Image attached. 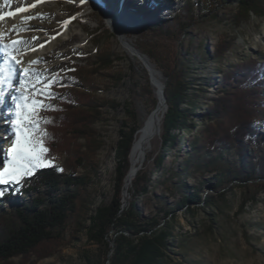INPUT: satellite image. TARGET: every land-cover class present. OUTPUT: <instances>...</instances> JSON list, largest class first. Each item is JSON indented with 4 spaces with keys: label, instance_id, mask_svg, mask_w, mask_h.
<instances>
[{
    "label": "rangeland",
    "instance_id": "rangeland-1",
    "mask_svg": "<svg viewBox=\"0 0 264 264\" xmlns=\"http://www.w3.org/2000/svg\"><path fill=\"white\" fill-rule=\"evenodd\" d=\"M101 1L119 15L115 25L123 32V39L133 42L148 57L162 73L164 83L165 76L159 66L174 64L183 74L187 86V98L182 105L189 114L186 126L176 131V138L169 148L162 147V136L152 141L151 149L139 167L140 175L149 178L146 191L136 198L129 191L125 198L122 191L123 206L134 201L136 214L133 220L136 218L148 225L156 223L154 228L171 226L168 264H264L263 180L255 178L246 184L232 180L228 169L239 164L233 150L196 154L194 148L203 125L204 109L222 87L224 73L248 59L264 64V16L250 15L239 19L235 0H176L174 9H167V14L156 18L148 9L143 11V16L127 10L131 1L143 9L146 0ZM149 2L165 8L156 0ZM78 4L79 0H47L41 7L27 11L22 22L27 25L35 22L37 27L32 30L38 32L35 37L39 39L27 38V43L35 49L30 55H24L23 51L14 55L23 54L20 59L23 68L36 65L29 62L39 58L40 44L52 49L55 56L39 73L44 79L59 73L58 83L51 89L56 94L50 101L55 109L62 92L70 90L66 83L69 80L82 83L97 54L118 56L110 68L89 76L88 82L96 90L98 99L116 102L119 106L102 107L101 118L93 125L102 145L93 166L86 170L90 175L82 190L86 199L80 202V211L65 227L62 244L52 256L40 259L34 255L14 257L8 260L13 264H109L113 240L120 231L112 228L102 243L90 240L86 234L88 218L96 207L108 204L114 196L117 166L114 150L119 131L132 126L126 107L136 113L140 126V117L149 114L156 105L148 69L125 51L122 38L106 23L103 10L93 4L85 7H78ZM37 13L42 15L24 20ZM72 17L75 18L70 19ZM69 19L70 23L64 26L62 22ZM146 24L151 27L162 25L163 29H151ZM195 31L201 32L196 34ZM42 36L47 38L42 40ZM53 36L55 39H51ZM146 51L158 57L157 63ZM35 53L38 54L34 56ZM4 59L5 56L0 65ZM12 67L15 74L10 84L0 87V167L8 159L6 149L12 134L9 109L15 106L13 97L20 94L22 82L18 79L22 69L14 62ZM24 91H29L27 84ZM54 112L43 110L40 116L51 119ZM43 126L53 131L51 123ZM257 127L264 132V123L257 122ZM51 158H55L53 165L58 166L64 162L66 153L54 148ZM86 171L79 169L78 172ZM28 178L19 185H0L6 189L5 195L0 197V206L7 208L14 200L26 201L29 196L25 181ZM191 193H198L213 202H187L185 198ZM121 232L129 235L125 229Z\"/></svg>",
    "mask_w": 264,
    "mask_h": 264
},
{
    "label": "trees",
    "instance_id": "trees-1",
    "mask_svg": "<svg viewBox=\"0 0 264 264\" xmlns=\"http://www.w3.org/2000/svg\"><path fill=\"white\" fill-rule=\"evenodd\" d=\"M235 1L239 19L250 15L264 16V0ZM149 28L160 30L163 26ZM145 53L157 63L158 57L153 52ZM117 59L118 56L97 54L82 83L70 80L66 83L70 90L59 97V106L51 117L53 131L42 125L51 137L45 140L49 149L47 156L58 148L66 153V158L61 165L37 169L25 181L29 196L25 202L14 200L7 208L0 206V264H13L8 260L14 257H49L62 244L65 227L80 211V202L86 199L82 191L86 178L90 177L86 170L93 166L102 145L93 125L101 118L102 107L119 106L116 102L98 99L88 77L110 68ZM159 67L165 76L162 147L169 148L176 138V131L186 126L189 117L182 107L187 98V86L183 74L174 64ZM125 111L132 126L119 131L114 150L117 158L114 196L108 204L96 207L89 216L86 234L90 240L102 243L112 228L120 231L113 240L109 264H168L171 226L154 228L156 223L148 225L136 218L133 220L136 214L134 201L123 206L122 191L130 168L129 154L139 128L136 113L128 107ZM257 122L264 123V64L248 59L224 73L222 87L206 104L195 153L233 150L239 164L229 167L231 179L239 184L255 178L264 182V132L258 129ZM79 169L86 172L80 174ZM140 173L138 169L129 187L134 198L146 191L149 182V178ZM185 200L195 204L213 202L198 193L189 194Z\"/></svg>",
    "mask_w": 264,
    "mask_h": 264
},
{
    "label": "snow or ice",
    "instance_id": "snow-or-ice-1",
    "mask_svg": "<svg viewBox=\"0 0 264 264\" xmlns=\"http://www.w3.org/2000/svg\"><path fill=\"white\" fill-rule=\"evenodd\" d=\"M11 2V0H7ZM20 3L27 4L26 7H17L16 12H27L29 9L35 8L36 3L41 0H36V3H31L30 0H19ZM85 0H80L84 3ZM8 16H14V13L8 12ZM42 14L37 13L36 16L24 17V20L30 21ZM72 17L70 19H74ZM69 20H64L62 23L67 26ZM3 20V16H0ZM28 30L24 27L13 25L10 32L5 33L0 31V51L4 52L5 59L0 65V87L5 84H10L11 79L15 74V69L12 67V62L16 65L21 64V60L16 58L15 53L21 51V45H24V50H35L33 46L29 45L23 38L10 40L4 42L2 37L10 35L11 33H19L20 31ZM60 35V33H56ZM33 40H38V37H32ZM55 39V36L51 37ZM40 44L39 47H43ZM41 58L30 61L31 64H37ZM62 71H75V69H61ZM23 72L26 79L21 82L19 92L20 94L13 99L16 101L14 108H10L12 112L11 136L8 137L10 141L9 147L6 149L8 159L2 167H0V185H19L26 177H32L37 169L54 166L52 160L49 159L47 153L49 149L45 146V140L51 138L50 134L42 127L43 124L51 123V119L40 116L43 110H55L54 105L50 103L56 98V94L51 90L52 85L58 83L59 73L53 75L51 79L41 78L39 70L35 68H24ZM31 75V79L27 76ZM27 84L29 91L25 93L24 87ZM2 96V93H0ZM62 171V169H58ZM6 189L0 188V197L4 196Z\"/></svg>",
    "mask_w": 264,
    "mask_h": 264
},
{
    "label": "bare ground",
    "instance_id": "bare-ground-1",
    "mask_svg": "<svg viewBox=\"0 0 264 264\" xmlns=\"http://www.w3.org/2000/svg\"><path fill=\"white\" fill-rule=\"evenodd\" d=\"M96 2L99 7L103 10L104 16L106 23L110 25V27L117 32L118 36L122 38L123 41V47L125 51L135 57L138 58L143 65L148 69L149 75H150V80L151 83L154 87L155 90V95H156V100L157 103L155 107L150 111L149 114L145 116H141V124L136 132L135 140L133 142V145L131 147V151L129 154L130 158V168L127 172V175L125 177V183H124V197L126 198L127 193L129 191V187L131 185L132 179L135 177L140 165L142 164L147 152L151 149L152 141L161 136V122H162V117L163 114L166 110V103L163 98V89H164V80L162 73L159 71V69L150 62L148 57L141 51L139 50L133 42H130L128 40L123 39V32L120 30V27H117L115 25L116 20L119 18V15L114 12V10H111L107 7V5L101 1V0H93ZM159 4H163L162 8L160 6H153L150 5L149 0H146L143 3V9L137 8L135 6V3L133 1L130 2V4L127 6V10L132 11L134 13L138 12L140 16H143V11L146 9L150 10V13L152 16L156 17H161L164 14H167V9H174L175 2L176 0H156ZM31 3H36V0H30ZM47 0H41V2L36 3V7H41L44 3H46ZM89 3V2H88ZM27 4L20 3L19 0H11V2H7V0H0V16H3V20H0V31H3L5 33L10 32L11 28L13 25H17L18 27H24L27 28L28 30L20 31L18 34L17 33H11L10 35L2 37V39L6 42L10 40H15L18 38H23L25 40H28L30 36H35L36 30L35 29L37 26L35 25V22H32V24H24L22 22V17L26 12H16L17 7H26ZM162 6V5H161ZM34 9V8H32ZM32 9H29L32 10ZM12 12L14 13V16H8L7 13ZM142 13V15H141ZM27 25V26H26ZM41 27V25H40ZM43 28H47L48 26L42 25ZM201 31H195L194 33H199ZM47 36H42V40L46 39ZM28 42V41H27ZM21 51L24 55H30L32 53L31 50H24V45H21ZM40 49V54L39 58L40 63L32 66H25L21 68V65H18L20 67V70L22 69V72L19 73L18 79L19 81H24L26 79V75L23 72L24 68H35L40 70H44L45 67L47 66V62L52 59L55 54L51 53L52 49L47 48V47H39ZM20 51V52H21ZM15 54V52H14ZM22 54V55H23ZM38 53H35L34 56H36ZM22 55H16L17 59H21ZM4 53L0 51V61L3 60ZM31 75L27 76V79H31Z\"/></svg>",
    "mask_w": 264,
    "mask_h": 264
},
{
    "label": "water",
    "instance_id": "water-1",
    "mask_svg": "<svg viewBox=\"0 0 264 264\" xmlns=\"http://www.w3.org/2000/svg\"><path fill=\"white\" fill-rule=\"evenodd\" d=\"M88 4H93L95 7L100 8L99 5L96 2H94L93 0H85L84 3H80V0H79V4L77 6L78 7H85ZM162 93H163V98H164V101H165L164 92H162Z\"/></svg>",
    "mask_w": 264,
    "mask_h": 264
}]
</instances>
